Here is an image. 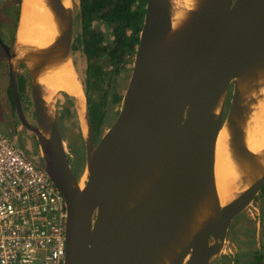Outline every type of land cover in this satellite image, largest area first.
Masks as SVG:
<instances>
[{"label": "water", "instance_id": "water-1", "mask_svg": "<svg viewBox=\"0 0 264 264\" xmlns=\"http://www.w3.org/2000/svg\"><path fill=\"white\" fill-rule=\"evenodd\" d=\"M51 1L67 21L58 42L73 64V16L61 0ZM171 29L169 0H146L118 114L96 143L86 97V135L66 91L56 92L47 119L41 84L23 60L15 66L10 61L15 38L7 53L18 119L36 136L43 169L65 200L63 264H159L164 256L170 258L163 264H209L221 252L234 217L264 184L263 172L222 205L214 181L215 142L226 120L232 140L246 151L239 121L245 102L238 82L264 70V0H202L180 29ZM22 64L28 72L35 124L26 121L17 89ZM60 92L73 103L81 130L87 169L82 187L58 126ZM205 197L215 214L184 242L192 215Z\"/></svg>", "mask_w": 264, "mask_h": 264}, {"label": "bare ground", "instance_id": "bare-ground-1", "mask_svg": "<svg viewBox=\"0 0 264 264\" xmlns=\"http://www.w3.org/2000/svg\"><path fill=\"white\" fill-rule=\"evenodd\" d=\"M66 13L73 16L72 0H61ZM202 0H169L172 23L171 33L182 27L199 8ZM67 21L56 11L51 0H21V8L15 35V49L11 63L15 66L23 60L33 72V77L43 89L42 97L47 119L52 117L57 91H66L73 99L82 132L87 134L86 101L80 79L74 70L68 52L58 42ZM255 77L239 78V89L244 112L239 117L242 126L241 151L231 137V124L226 120L218 132L214 149V181L220 204L238 196L252 181L264 172V70ZM222 100L218 101V113ZM87 178V169L80 173L79 187ZM215 214L208 197L196 207L183 235L184 242ZM164 256L163 264L169 260Z\"/></svg>", "mask_w": 264, "mask_h": 264}, {"label": "built area", "instance_id": "built-area-1", "mask_svg": "<svg viewBox=\"0 0 264 264\" xmlns=\"http://www.w3.org/2000/svg\"><path fill=\"white\" fill-rule=\"evenodd\" d=\"M0 131V264H63L65 200Z\"/></svg>", "mask_w": 264, "mask_h": 264}, {"label": "trees", "instance_id": "trees-1", "mask_svg": "<svg viewBox=\"0 0 264 264\" xmlns=\"http://www.w3.org/2000/svg\"><path fill=\"white\" fill-rule=\"evenodd\" d=\"M16 3L17 5L15 8L14 15H12L11 12L9 13V11L7 10L9 9L8 6L6 9L8 17H13V28L11 30L5 24L4 19L0 18V25L2 26V29H5L7 31V37L9 36V44L14 42L21 0H16ZM145 3L146 0H116L113 4L111 0H80L81 28L78 35L72 37L71 56L73 57V59L75 58V55H73V49H78L79 54H81L85 58V60L89 62H91L93 56L98 54L100 50L107 49L109 54L111 55L113 61L112 64L114 65L112 71L109 72V77L113 78L115 75H117L119 73L120 64L123 61L124 54L135 53L138 44V36L143 25ZM96 16L105 19L111 24H115L114 29L116 34L111 49H108L106 47L102 48L99 45L102 39L101 35L98 32H95L94 30L89 28L92 20ZM22 66L24 67L23 73H19L17 78V89L19 96H21V93L25 92V88L29 85V77H27V68L23 64ZM92 70L93 72L91 77L94 76L95 79L99 78L98 76L101 75L100 70L98 68H92ZM130 72L131 69L129 67V69H127V78H129ZM101 76H105V74L102 73ZM126 84L127 80L125 81L124 85ZM83 91L87 100L92 129L94 132V137H96V141L98 137L101 136V133L103 132V129L106 127V125H110L112 123L113 118L117 116L118 109L112 114L107 115L105 110L103 109V102L106 100L105 95H103L99 99L93 98V96L89 93L88 89L84 86V84ZM122 92L118 94L115 93V96L111 101L112 104L120 102L123 95ZM230 94L231 93L229 89L228 96H230ZM59 96V99L61 101H57L56 108L58 124H63L66 130H70L69 132L73 133L74 138L73 142H70L71 145H74V139L78 140V142L76 143V147L73 151L75 153V157L77 158L76 171H78L79 173L83 164V160L85 158V149L81 130L77 121V114L73 103L71 102L68 95L64 92H60ZM9 97L12 102V95L10 93V89ZM36 164L42 167L44 165L43 161H37ZM261 194H263L264 197V184L261 187ZM262 228L264 231V222H262ZM250 232H253V230L251 228V225H248V227H245L243 229L242 234L245 233L247 236L245 238H248V240L253 242V236ZM237 241L240 243H244L243 239H237ZM235 264H238V262L235 261Z\"/></svg>", "mask_w": 264, "mask_h": 264}, {"label": "flooded vegetation", "instance_id": "flooded-vegetation-1", "mask_svg": "<svg viewBox=\"0 0 264 264\" xmlns=\"http://www.w3.org/2000/svg\"><path fill=\"white\" fill-rule=\"evenodd\" d=\"M111 1L113 4L116 0H111ZM72 4H73V35H72L73 37V36L78 35V33L80 32V28H81L80 26V22H81L80 0H72ZM16 5H17L16 0H0V18H3L5 20L6 18H10L11 19L10 22H12L13 17L12 16L8 17L7 10L9 11V13L11 12L12 15H14ZM7 6L9 7V9H7ZM145 7H146V3H145ZM89 28L94 30L95 32H98L101 35L102 39L99 45L102 48L106 47L108 49H111V47L113 46L115 34H116L115 29H114L115 24H111L105 19L100 18L99 16H96L92 20ZM0 38L2 40L3 45L6 47L5 48L2 44H0V52L2 56L5 57V59L7 60V56H8L7 53L8 51L11 52L12 47H13V42L9 44V41H8L9 36L7 37V31L5 29H2L1 25H0ZM78 51H79L78 49H73V55L75 56L79 55L84 60V67L87 73V80L85 82L80 78L81 76L75 65V58L73 59L72 57V60H73V65L75 67L78 79H80L82 88H83V84L87 88V85L90 83L92 88L90 90L88 88L87 89L89 93L93 96V98L99 99L100 97L105 95L106 102L105 101L103 102V109L105 110L107 115L112 114L118 109L117 104L119 103L112 104L111 101L113 100L115 93L118 94L122 91L124 92L125 90L124 87L126 86L124 85V83L126 80H128L127 69H129V67L130 69H132V63L134 60L135 53L134 54H126V53L124 54L123 61L120 64L119 73L112 78V77H109L110 76L109 72L112 71L114 65L112 64L113 61L107 49L100 50L98 54L93 56L91 62L85 60V58L81 54H79ZM92 68L93 69L98 68L101 72V75L102 73H104L105 76L100 75L98 76L99 78L97 79H95L94 76L91 77L92 72H93ZM23 69L24 67L21 65L18 74L23 73ZM22 75H25V74H22ZM27 77H28V72H27ZM8 78H9V75H8ZM17 78H18V75H17ZM28 86L25 88V92L21 93V96L19 97H20V101H21V105H22V109H23L26 121L29 124H35L33 120H30L32 113L34 114V111H33L32 99H31V92ZM9 89L11 93L10 80L8 83V96H9ZM12 103H13L14 109H13ZM10 104L12 106L13 111L17 115L15 105L13 102V96H12V102L10 99ZM108 107L111 108V110H109ZM108 110H109V113H108ZM115 118L116 116L113 118L112 122L115 120ZM106 126H109V125H106ZM18 127L19 129H24L29 132L27 134V137L29 138V145H30V147H28L29 149L26 148V142H24L23 145L20 143V141L18 140L19 137L17 136L15 132L12 131L11 128L8 129V132H6L5 135L24 155H26L27 157H30L32 160H35L36 162L42 161V156L40 155V148H39V144L37 142L36 136L29 129H27L21 122L18 123ZM60 131H61V128H60ZM61 136L62 138L64 137L62 132H61ZM99 138L100 137H98L95 143L99 140ZM95 139L96 137H94V140ZM72 153H73V149H72ZM67 158H68V162L70 164L72 172L74 173L75 176H78V174L80 173L76 171L77 158L75 156L71 157V155L70 157L68 156ZM258 194L259 196H261L263 200L264 197H263V194H261V189ZM246 217L247 215L245 216L240 213L236 217H234V220L230 223L227 234L233 233V237H231V239L233 243L237 246V248L234 254L225 253L226 251H224L223 252L224 254L222 255V258H221L222 262L220 264H235V261H237L238 264H264V239H262V245L259 246L256 240V227L254 225V222H252L251 220H247L248 217L247 218ZM248 225H251V228L253 230V232H250L251 235L253 236V242L248 240V238H245L247 237L245 233L242 234L243 229L245 227H248ZM261 232H262V237H263V234H264L263 228L261 229ZM237 239H243L244 243L238 242ZM209 264H211V262Z\"/></svg>", "mask_w": 264, "mask_h": 264}, {"label": "rangeland", "instance_id": "rangeland-1", "mask_svg": "<svg viewBox=\"0 0 264 264\" xmlns=\"http://www.w3.org/2000/svg\"><path fill=\"white\" fill-rule=\"evenodd\" d=\"M10 20H11L10 18H6V20L4 19L5 24L11 30L13 28V25H12V22H10ZM75 65L81 76L80 78L85 82L87 80V73L84 67V60L81 56L79 55L75 56ZM8 83H9L8 62L5 59V57L2 56L0 52V131L3 134H5L6 132H8V129L11 128L12 131L15 132L17 136L19 137L18 140L20 141V143L23 145V143L26 142V148H28L30 147L29 138L27 137V134L29 132L24 129H19L18 127V123H20V121L17 118V115L13 111L12 106L10 104V97L8 96ZM87 88L89 90L92 88L90 83L87 85ZM117 105L119 107V104ZM109 110H111V108H109ZM109 110H108V113H109ZM30 120H33L35 122V116L33 113H32ZM58 126H60L61 132L64 135L63 138L65 141L66 149L68 150L71 157H74L75 153L74 151L72 153V149L73 150L75 149L76 143L78 142V140L74 139V145H71L70 142H73V138H74L73 133L72 132L70 133L69 132L70 130H66L63 124H58ZM84 165H85V160H83V164L81 166L79 173H81ZM241 214L245 216L247 215V217L249 218L248 219L246 217L247 220H251L252 222H254V225L256 227V240L259 246L262 245V239H264V234L262 237V232H261L262 226L261 225H262V222H264V202L261 196L257 194L255 198L248 204V206L241 212ZM231 237H233V233L226 234V238L224 241V245L221 249V252L212 258L211 264H220L222 262L221 258H222V255L224 254L223 253L224 251H226L225 253H230V254L235 253L237 246L233 243Z\"/></svg>", "mask_w": 264, "mask_h": 264}]
</instances>
